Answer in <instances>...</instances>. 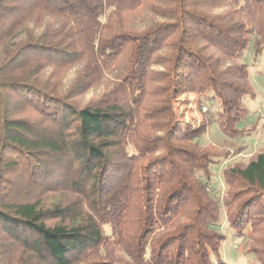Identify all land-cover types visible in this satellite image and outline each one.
Wrapping results in <instances>:
<instances>
[{"label": "trees", "instance_id": "trees-1", "mask_svg": "<svg viewBox=\"0 0 264 264\" xmlns=\"http://www.w3.org/2000/svg\"><path fill=\"white\" fill-rule=\"evenodd\" d=\"M248 50L264 0H0V264H225V226L264 264V151L218 177L176 108L240 138Z\"/></svg>", "mask_w": 264, "mask_h": 264}, {"label": "rangeland", "instance_id": "rangeland-1", "mask_svg": "<svg viewBox=\"0 0 264 264\" xmlns=\"http://www.w3.org/2000/svg\"><path fill=\"white\" fill-rule=\"evenodd\" d=\"M249 66L251 82L256 92L254 99L244 100V107L248 114L239 124L244 134L238 139L227 138L219 127L221 119L220 105L217 99H202L194 94L181 98L176 106L177 115L183 122L199 124L202 120L214 121L208 125L207 131L199 139L203 147H210L217 155L221 156L222 162L215 167L217 176L227 167L240 163H248L259 152L264 151V53L257 60L248 50L242 60ZM76 74V68L69 69L63 73L62 82L68 87ZM52 75V74H51ZM102 87L92 89L79 98L82 104L96 98L102 92ZM212 97V92L208 93ZM242 131V132H243ZM215 161H219L218 158ZM219 177V176H218ZM226 241L221 248L220 256L225 264H259L250 253V250L262 248L261 235L255 233L250 237L235 238L227 226L223 228Z\"/></svg>", "mask_w": 264, "mask_h": 264}]
</instances>
